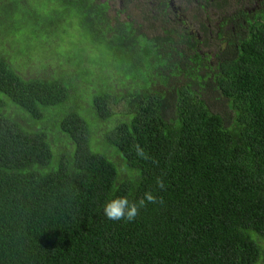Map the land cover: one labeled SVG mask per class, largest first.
<instances>
[{"label":"trees","instance_id":"1","mask_svg":"<svg viewBox=\"0 0 264 264\" xmlns=\"http://www.w3.org/2000/svg\"><path fill=\"white\" fill-rule=\"evenodd\" d=\"M128 5L0 0V35L49 38L71 20L126 67L99 65L86 117L70 77H25L1 47L0 264H264V0L205 60L179 30L146 34ZM94 121H112L100 143ZM148 191L158 202L134 221L104 216Z\"/></svg>","mask_w":264,"mask_h":264},{"label":"rangeland","instance_id":"2","mask_svg":"<svg viewBox=\"0 0 264 264\" xmlns=\"http://www.w3.org/2000/svg\"><path fill=\"white\" fill-rule=\"evenodd\" d=\"M121 1L119 0V4ZM139 4V0H137L134 2V5H128L129 9L127 10L130 17L138 21L141 20V17L139 16L138 9L135 10L134 6ZM44 13L42 17L44 18L43 20H46L45 23L47 25L51 23L50 21L55 25L62 20L56 19L49 11H45ZM23 35L19 36V39L0 35V49L2 47L3 50H6L5 53L14 66L11 65L12 68L20 74H24L25 77H33L35 75L40 77L44 74L48 76L65 75L68 78L70 77V82L75 88L73 89L72 87L71 90L72 98L69 101L70 105H77L79 112H83L85 116L86 110L92 114L91 110L86 107L91 106L92 95L97 91L95 80L102 72L107 71L100 66L107 68L116 67L119 69L118 64L122 62L117 56L115 57L113 53H109L102 45L94 43V40L89 39V36L81 31L78 25L71 20L61 22L60 28L56 31L54 30V34L49 38L45 35H32L33 37ZM76 55L82 58L77 60ZM81 70L87 73L84 75ZM123 70H126L124 63H122ZM126 75L131 77V72L127 71ZM105 77L108 78V75ZM114 77L117 81V77ZM63 79L67 84V80L65 78ZM114 82L115 79L112 80V83ZM114 91L120 90L115 89ZM122 110V103L115 106V114L120 115ZM96 122L97 127L94 129L92 136L97 139V143L98 141L100 143L103 138L102 133L109 128L112 121H94L91 127ZM99 126H102V129H99ZM109 156L112 160L118 163L120 162V158L112 152H109ZM119 165L121 167V163Z\"/></svg>","mask_w":264,"mask_h":264},{"label":"flooded vegetation","instance_id":"3","mask_svg":"<svg viewBox=\"0 0 264 264\" xmlns=\"http://www.w3.org/2000/svg\"><path fill=\"white\" fill-rule=\"evenodd\" d=\"M238 1L233 4L227 0H139L134 9L142 17L138 23L146 34H173L179 30L191 37V45L180 42L181 46L196 49L205 60L221 54L231 40L238 39L242 25L261 8L262 0ZM122 4L123 0L119 6Z\"/></svg>","mask_w":264,"mask_h":264},{"label":"clouds","instance_id":"4","mask_svg":"<svg viewBox=\"0 0 264 264\" xmlns=\"http://www.w3.org/2000/svg\"><path fill=\"white\" fill-rule=\"evenodd\" d=\"M136 154L141 159H149L147 153L139 145L135 146ZM156 186L160 189L164 188V180L161 177L156 178ZM147 203H157L158 198L151 191L145 192L143 197L138 200H129L127 196H119L107 201L103 205L104 216L111 221L132 222L139 215L140 210ZM159 202L162 203V200Z\"/></svg>","mask_w":264,"mask_h":264}]
</instances>
